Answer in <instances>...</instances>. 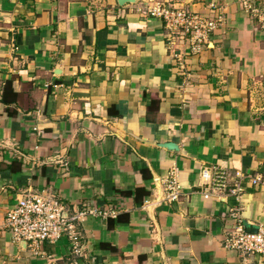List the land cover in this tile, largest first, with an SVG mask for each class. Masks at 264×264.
Returning <instances> with one entry per match:
<instances>
[{"label": "crops", "instance_id": "obj_1", "mask_svg": "<svg viewBox=\"0 0 264 264\" xmlns=\"http://www.w3.org/2000/svg\"><path fill=\"white\" fill-rule=\"evenodd\" d=\"M157 1L223 19L193 50ZM212 165L239 195H203ZM27 192L77 214L79 253L4 227ZM238 222H264V0H0V264H264L223 245Z\"/></svg>", "mask_w": 264, "mask_h": 264}, {"label": "built area", "instance_id": "obj_2", "mask_svg": "<svg viewBox=\"0 0 264 264\" xmlns=\"http://www.w3.org/2000/svg\"><path fill=\"white\" fill-rule=\"evenodd\" d=\"M244 6L249 7L247 2H244ZM209 7L214 10L216 5L210 4ZM146 10L150 15L163 20L170 35L188 38L193 50H196L200 43L207 42L209 33L221 24L223 19L221 11L215 13L214 17H203L182 4L174 6L171 2L157 1L147 6ZM200 176L203 181L201 192L205 197L217 198L227 194L237 196L241 193L242 188L237 178L243 176L237 172L233 185H230L229 173L217 165L202 167ZM251 181L257 183L259 179L252 178ZM164 184L166 190L164 199L166 201L178 199L180 185L175 174H169ZM77 218V214H69L63 203L53 194L27 192L22 194L15 206L6 212L3 225L16 239L27 241L31 247L39 241L54 242L60 237H66L70 251L79 253L81 237L77 228ZM223 245L242 253L264 254V222L257 225V230L253 233L246 232L243 225L238 222L234 231L225 236Z\"/></svg>", "mask_w": 264, "mask_h": 264}, {"label": "water", "instance_id": "obj_3", "mask_svg": "<svg viewBox=\"0 0 264 264\" xmlns=\"http://www.w3.org/2000/svg\"><path fill=\"white\" fill-rule=\"evenodd\" d=\"M137 0H117V3L118 4H123V3H129V2H135ZM163 146L165 147H168V148H174L175 149V143H172V142H165V143H162ZM244 230L246 232H249V233H253V232H256L257 230V225H254V224H251V223H247L243 226Z\"/></svg>", "mask_w": 264, "mask_h": 264}, {"label": "trees", "instance_id": "obj_4", "mask_svg": "<svg viewBox=\"0 0 264 264\" xmlns=\"http://www.w3.org/2000/svg\"><path fill=\"white\" fill-rule=\"evenodd\" d=\"M7 86H9V83H7V84L5 85V88H6Z\"/></svg>", "mask_w": 264, "mask_h": 264}]
</instances>
